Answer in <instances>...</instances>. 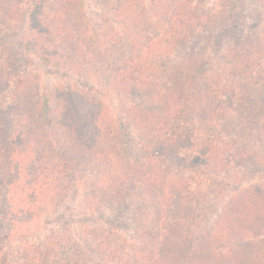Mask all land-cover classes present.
<instances>
[{"label":"trees","instance_id":"1","mask_svg":"<svg viewBox=\"0 0 264 264\" xmlns=\"http://www.w3.org/2000/svg\"><path fill=\"white\" fill-rule=\"evenodd\" d=\"M89 2L0 1V264H264V0Z\"/></svg>","mask_w":264,"mask_h":264},{"label":"rangeland","instance_id":"2","mask_svg":"<svg viewBox=\"0 0 264 264\" xmlns=\"http://www.w3.org/2000/svg\"><path fill=\"white\" fill-rule=\"evenodd\" d=\"M0 1H2V3H7L8 0H0ZM85 4H86V6H85L86 11L88 12L90 19L94 18L95 11H94L93 7L91 6L89 0H85ZM245 4H246L245 5L246 6L245 12H248V13H246V16L253 14L255 12V10H257V8L255 7V0H246ZM263 18H264V15H263ZM250 20L251 19L247 20L248 25L252 24V21H250ZM23 24H24L23 21H19L18 23H16L14 26L15 30L21 29L23 27ZM245 31H248V28H245ZM0 35H1V37H4V41L7 43L8 49L10 47L14 48V49L15 48L18 49V47H21L20 40L17 39L18 34L14 35V33L11 34V31L1 30ZM46 80H47L48 84L51 83V80L49 78ZM250 99L251 100H249V105L252 109V113L264 115V83L262 84L260 91L256 95H253ZM8 107H9V104H7L6 98L3 95H0V115L7 114L8 110H9ZM3 124H6V123H3ZM2 136L3 135L0 136L1 139H2ZM229 139H232V138L230 137ZM261 145H262V143H261ZM262 153L264 155V151ZM263 177H264V175H263ZM249 182H255V181H252V179H249L248 183Z\"/></svg>","mask_w":264,"mask_h":264}]
</instances>
